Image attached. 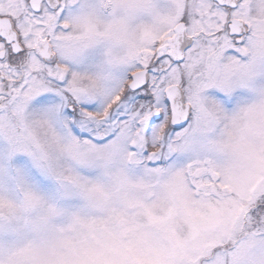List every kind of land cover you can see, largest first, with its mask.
Listing matches in <instances>:
<instances>
[{"label":"snow or ice","instance_id":"snow-or-ice-1","mask_svg":"<svg viewBox=\"0 0 264 264\" xmlns=\"http://www.w3.org/2000/svg\"><path fill=\"white\" fill-rule=\"evenodd\" d=\"M0 264H264V0H0Z\"/></svg>","mask_w":264,"mask_h":264}]
</instances>
